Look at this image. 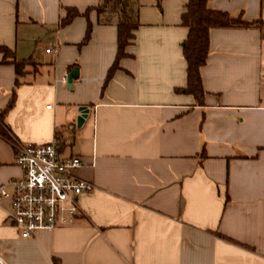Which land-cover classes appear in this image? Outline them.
Returning <instances> with one entry per match:
<instances>
[{
	"label": "crops",
	"instance_id": "obj_1",
	"mask_svg": "<svg viewBox=\"0 0 264 264\" xmlns=\"http://www.w3.org/2000/svg\"><path fill=\"white\" fill-rule=\"evenodd\" d=\"M99 1L0 0V45L31 60L15 86L0 52V113L14 99L3 124L16 145L56 136L94 185L71 224L34 238L0 201V264H264V0H207L262 25L210 30L203 105L180 91L188 0H136L135 38L106 83L117 28ZM68 8L81 14L60 26ZM16 145L0 135V184L21 175Z\"/></svg>",
	"mask_w": 264,
	"mask_h": 264
},
{
	"label": "built area",
	"instance_id": "obj_2",
	"mask_svg": "<svg viewBox=\"0 0 264 264\" xmlns=\"http://www.w3.org/2000/svg\"><path fill=\"white\" fill-rule=\"evenodd\" d=\"M45 51L56 50L47 47ZM11 142L16 145L13 139ZM60 145L56 136L46 143L16 145L14 162L21 175L0 184V201H9L7 217L21 238L71 224L82 214L78 197L94 188L93 183L75 175L82 159L63 156Z\"/></svg>",
	"mask_w": 264,
	"mask_h": 264
},
{
	"label": "trees",
	"instance_id": "obj_3",
	"mask_svg": "<svg viewBox=\"0 0 264 264\" xmlns=\"http://www.w3.org/2000/svg\"><path fill=\"white\" fill-rule=\"evenodd\" d=\"M99 22H115L117 28L116 36V56L115 61L109 69L105 83L109 80L112 73L118 66V62L127 56V47L130 46L135 38V30L139 26L138 7L136 0H100L93 7ZM81 13L76 8H68L66 15L59 22L60 26L69 24L73 18ZM87 11L84 12V15ZM182 25L188 28L186 39L183 41L182 51L186 61V86L180 91H184L194 96L197 104L203 105L205 91L202 86L200 69L206 63L209 52V32L212 28L227 27H259L262 25L260 19L249 21L241 16H232L226 11L209 8L207 0H188L185 11L181 15ZM91 25L88 23L85 36L81 44L89 40ZM0 52L12 57L14 63L16 81L15 86L20 84L19 77L25 73V68L31 63L30 58L16 60L13 52L6 46L0 45ZM11 99L7 107L0 113V135L12 141V132L3 124L4 114L13 105Z\"/></svg>",
	"mask_w": 264,
	"mask_h": 264
},
{
	"label": "water",
	"instance_id": "obj_4",
	"mask_svg": "<svg viewBox=\"0 0 264 264\" xmlns=\"http://www.w3.org/2000/svg\"><path fill=\"white\" fill-rule=\"evenodd\" d=\"M76 72H77V69L75 68V69H73V71L71 73H69L67 75L66 81H67L68 87H70V85H71V80L74 77H76ZM86 113H87V110L83 108L81 115L77 118V125H81V123L83 122V118L86 115Z\"/></svg>",
	"mask_w": 264,
	"mask_h": 264
},
{
	"label": "rangeland",
	"instance_id": "obj_5",
	"mask_svg": "<svg viewBox=\"0 0 264 264\" xmlns=\"http://www.w3.org/2000/svg\"><path fill=\"white\" fill-rule=\"evenodd\" d=\"M8 56V55H7Z\"/></svg>",
	"mask_w": 264,
	"mask_h": 264
}]
</instances>
